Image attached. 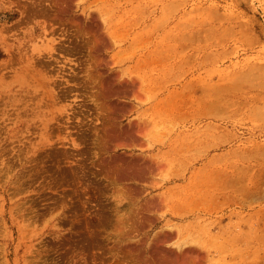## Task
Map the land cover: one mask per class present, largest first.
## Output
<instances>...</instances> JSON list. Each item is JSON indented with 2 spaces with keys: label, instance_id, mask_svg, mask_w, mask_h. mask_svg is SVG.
Masks as SVG:
<instances>
[{
  "label": "rangeland",
  "instance_id": "obj_1",
  "mask_svg": "<svg viewBox=\"0 0 264 264\" xmlns=\"http://www.w3.org/2000/svg\"><path fill=\"white\" fill-rule=\"evenodd\" d=\"M0 264H264V0H0Z\"/></svg>",
  "mask_w": 264,
  "mask_h": 264
},
{
  "label": "bare ground",
  "instance_id": "obj_2",
  "mask_svg": "<svg viewBox=\"0 0 264 264\" xmlns=\"http://www.w3.org/2000/svg\"><path fill=\"white\" fill-rule=\"evenodd\" d=\"M213 105H216L214 102H212Z\"/></svg>",
  "mask_w": 264,
  "mask_h": 264
}]
</instances>
